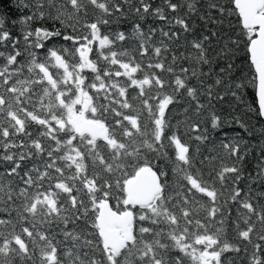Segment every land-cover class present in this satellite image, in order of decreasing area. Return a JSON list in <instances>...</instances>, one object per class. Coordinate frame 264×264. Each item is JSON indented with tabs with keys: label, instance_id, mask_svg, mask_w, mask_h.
Returning <instances> with one entry per match:
<instances>
[{
	"label": "snow or ice",
	"instance_id": "snow-or-ice-1",
	"mask_svg": "<svg viewBox=\"0 0 264 264\" xmlns=\"http://www.w3.org/2000/svg\"><path fill=\"white\" fill-rule=\"evenodd\" d=\"M16 8L0 13V264H264V146L248 171L234 126L264 127L233 114L252 82L264 118V0Z\"/></svg>",
	"mask_w": 264,
	"mask_h": 264
},
{
	"label": "trees",
	"instance_id": "trees-1",
	"mask_svg": "<svg viewBox=\"0 0 264 264\" xmlns=\"http://www.w3.org/2000/svg\"><path fill=\"white\" fill-rule=\"evenodd\" d=\"M0 13H4L10 17L17 16L18 12L16 8V0H0ZM232 19H233L234 27L238 29L239 25L236 21V18L233 17ZM127 30L130 31V28H128ZM131 43L132 42H130V44ZM236 56L237 58L234 61L236 67L234 71L236 72L237 75L247 77L248 80L251 81L254 69H252L250 66L247 53L245 51H240L236 54ZM85 74L91 77L90 73H85ZM256 108H257L256 85L255 83L249 82L247 88L243 92V102L239 104L237 111L233 114L240 115L242 119H244L248 123L249 126H255V128L259 129L261 127H264V121L262 120V118L258 120V118L256 117L255 114ZM225 110L231 111L229 105H225ZM245 112H247L248 115H245ZM234 127L253 146L252 154L247 158L248 159L247 169L248 171H253L257 165V157L260 154L259 148L261 146H264V142H262L258 132L255 135L249 137L246 133L243 132V130L239 129L238 126H234ZM235 134H236L235 132L232 131L229 132V135H235ZM216 164L217 166H219L220 161H217ZM230 241L232 243H237L234 237H230ZM226 255H228L230 259H236V264H241V262L244 260L243 255H241L239 258H237L234 253H228Z\"/></svg>",
	"mask_w": 264,
	"mask_h": 264
},
{
	"label": "water",
	"instance_id": "water-1",
	"mask_svg": "<svg viewBox=\"0 0 264 264\" xmlns=\"http://www.w3.org/2000/svg\"><path fill=\"white\" fill-rule=\"evenodd\" d=\"M256 98H257V105H258L257 88H256ZM262 120L264 121V118H262Z\"/></svg>",
	"mask_w": 264,
	"mask_h": 264
}]
</instances>
